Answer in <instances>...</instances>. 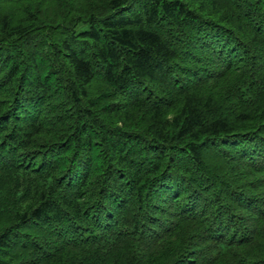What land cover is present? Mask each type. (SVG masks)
Instances as JSON below:
<instances>
[{
	"label": "trees",
	"instance_id": "16d2710c",
	"mask_svg": "<svg viewBox=\"0 0 264 264\" xmlns=\"http://www.w3.org/2000/svg\"><path fill=\"white\" fill-rule=\"evenodd\" d=\"M0 264H264V0H0Z\"/></svg>",
	"mask_w": 264,
	"mask_h": 264
}]
</instances>
